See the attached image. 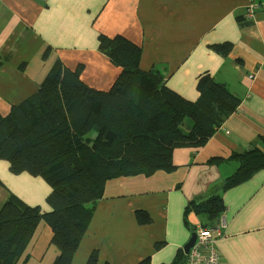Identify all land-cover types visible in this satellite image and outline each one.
<instances>
[{"label": "crops", "instance_id": "crops-1", "mask_svg": "<svg viewBox=\"0 0 264 264\" xmlns=\"http://www.w3.org/2000/svg\"><path fill=\"white\" fill-rule=\"evenodd\" d=\"M116 35L140 45V68L162 73L184 98H199V77L208 73L241 103L205 145L175 148L172 170L110 179L71 264H86L95 250L98 264H186L184 245L195 228H216L221 219L217 264H264V167L222 190L239 167L227 159L232 153L264 151V0H0V112L36 93L57 59L71 69L82 64L86 84L110 89L122 68L99 39ZM225 43L229 53L215 50ZM214 157L221 160L209 163ZM51 191L44 177L15 174L0 159V208L14 194L50 211ZM215 194L225 210L208 223L191 202ZM137 210L151 221L139 222ZM52 237L41 221L17 264H52L60 253Z\"/></svg>", "mask_w": 264, "mask_h": 264}, {"label": "trees", "instance_id": "trees-1", "mask_svg": "<svg viewBox=\"0 0 264 264\" xmlns=\"http://www.w3.org/2000/svg\"><path fill=\"white\" fill-rule=\"evenodd\" d=\"M231 47L218 44L215 50L227 54ZM99 49L122 68L110 89L86 84L82 64L71 69L57 59L36 93L7 114L0 112V159L10 162L13 173L40 175L52 187L50 211L14 194L0 208V264H17L41 221L53 229L52 243L60 251L52 264H71L110 179L172 170L175 148L205 145L241 103L208 73L199 77V98H184L162 73L140 68L141 46L122 35L101 36ZM227 159L239 161V167L222 190L264 167V151L257 147ZM191 207L206 214L208 223L225 210L221 194L194 200ZM137 218L151 221L142 210H137ZM98 254L93 251L86 264H98ZM183 258L180 252L178 261Z\"/></svg>", "mask_w": 264, "mask_h": 264}, {"label": "built area", "instance_id": "built-area-1", "mask_svg": "<svg viewBox=\"0 0 264 264\" xmlns=\"http://www.w3.org/2000/svg\"><path fill=\"white\" fill-rule=\"evenodd\" d=\"M256 5H252L250 10ZM252 12V11H251ZM225 226L223 219L220 220L216 228L199 225L195 228L196 241L187 253L186 264H217L220 254L213 245L214 232L218 235L222 233L221 228Z\"/></svg>", "mask_w": 264, "mask_h": 264}, {"label": "water", "instance_id": "water-1", "mask_svg": "<svg viewBox=\"0 0 264 264\" xmlns=\"http://www.w3.org/2000/svg\"><path fill=\"white\" fill-rule=\"evenodd\" d=\"M196 237H197L196 233L193 232V233L191 234V237L189 238L188 242L185 243V245H184V251H185L186 253L189 252L190 248H191V247L193 246V244L195 243V241H196Z\"/></svg>", "mask_w": 264, "mask_h": 264}]
</instances>
